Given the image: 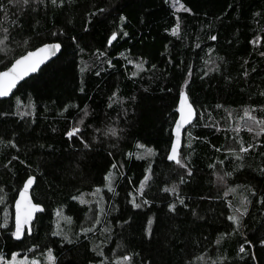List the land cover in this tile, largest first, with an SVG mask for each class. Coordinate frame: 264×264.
Returning <instances> with one entry per match:
<instances>
[{"label":"trees","instance_id":"16d2710c","mask_svg":"<svg viewBox=\"0 0 264 264\" xmlns=\"http://www.w3.org/2000/svg\"><path fill=\"white\" fill-rule=\"evenodd\" d=\"M0 3L8 7L7 21L0 10V27L10 36L0 71L41 44L62 43L55 58L0 100V224L8 218V227H0V255L51 264V249L54 264H100L104 257L116 264L126 255V264H264V133L249 132L239 119L245 108L264 117V0H30L23 12ZM182 90L197 109L179 154L191 174L167 158ZM85 105L87 148L65 135ZM110 125L118 136L95 131ZM241 142L254 145L242 159L227 151L239 152ZM149 148L153 154L146 155ZM109 171L115 191L106 187ZM31 175L33 199L44 210L31 234L15 239L14 202ZM174 185L176 192L164 190ZM81 193L92 203L73 199ZM57 209L72 218L59 229ZM233 214L239 227L228 219Z\"/></svg>","mask_w":264,"mask_h":264},{"label":"snow or ice","instance_id":"6c2138e0","mask_svg":"<svg viewBox=\"0 0 264 264\" xmlns=\"http://www.w3.org/2000/svg\"><path fill=\"white\" fill-rule=\"evenodd\" d=\"M52 3H57V0H52ZM60 3H63V0H60ZM30 4V0H8V5H15L16 9L18 12H23L24 7ZM176 5L174 4V7ZM183 4H179V8H183ZM0 10L4 11V17L3 19L7 21L8 19V7L0 3ZM98 11H104V9H99ZM190 11V9H188ZM126 19L123 15L120 16L121 22H123ZM17 21L13 20L12 23L15 24ZM180 30V25H179V19L177 18V23L172 29L173 34H177ZM0 51H5L7 49V44L6 41L10 39L9 36V29L7 27H0ZM55 35V33L53 34ZM123 35H127V33H123ZM117 38V32H112L111 37L109 39V44L112 43L113 40ZM211 39H216L215 36L210 37ZM260 42V37H255L253 40V43H259ZM25 44L27 43V40L24 42ZM62 45L58 42L54 43H44L41 47L35 48L34 50H29L26 51L24 55L19 56L10 64V66H7L3 71H0V98L8 96L12 89L17 86V83L23 79V77L27 76L31 72H35L37 68L39 67L40 64H42L46 59L49 58L50 55H54L56 51L60 50ZM99 51V50H98ZM211 51V50H210ZM100 55H103V53H100ZM119 55L124 56L125 53L121 52ZM264 55V53H262ZM111 64V61L108 62ZM129 63H134L133 61H129ZM209 63H213L212 61H209ZM135 67L137 69H143L144 64L143 61L136 63ZM155 67V66H153ZM81 71L83 72L84 69L82 68ZM137 72H133L132 75L135 76L137 75ZM207 74V73H205ZM247 75V73H245ZM187 83V81H185ZM81 91L83 89L81 88ZM116 93H113V96H115ZM16 105L17 108L19 109L23 105V101L17 97L16 98ZM28 107H33L31 102L29 103ZM67 107V106H66ZM111 107V104L109 105ZM179 119L176 120L175 122V127H174V133H175V139L173 140L171 144V151L168 155V159L170 161H174L177 165H181L183 168L187 169L188 173L191 174V169L187 167V164L184 163V161L180 158L179 152H178V145L180 144L181 141V130L182 127L186 124H188L193 115H194V109L190 103L187 102L186 98V93L182 90L180 94V101H179ZM22 114V113H21ZM89 115L87 111V105H85V109L83 110V115L80 117L78 121L75 122L74 126H72L66 133L65 135L69 137L70 139L73 138L74 136H77L80 138L81 141H83V136L81 135V126L84 124V118ZM228 116L231 117L232 113L229 112ZM247 118V119H245ZM242 121H245L244 127L247 128L249 132L254 131L255 129H258L257 135H260L261 133H264V117L257 118V116L252 114V111L249 110L248 108L244 109L243 116L239 118ZM241 125L237 123L235 131L239 132ZM97 133H101L103 136H113L116 137L119 135L117 127L114 125L107 126L105 129H100L97 128L95 129ZM93 139H97V137H93ZM84 142V147H90V145L86 142ZM15 145L14 141L10 142ZM139 147H144L143 145H138ZM254 147V145L249 144L247 147L243 146V142H241V147L239 149V152H237L235 149H227V151L232 154L236 155L238 158L242 159L243 157L240 155L241 153H246L249 148ZM146 155H151L153 154V150L151 148L147 149V152L145 153ZM129 155H132V153H129ZM137 158H142L139 154L137 155ZM221 164H223V161H220ZM241 167L243 165H240ZM113 168L116 167L115 164L112 165ZM209 167H214V165H209ZM150 172V166L149 170ZM225 175L231 176L232 173L228 172ZM217 176L220 181L224 180V176H220L217 173ZM33 176H28L27 180L23 184V189L20 191V199L16 201V213H15V227L14 231H12V236L20 239L21 237L24 236L25 234V228L26 226L28 227V231H31L30 227V221L32 220L33 216V211L34 210H42V206L39 204H33L30 198L27 195L28 189L31 186V184L34 181ZM114 179V173L112 171H109L106 175V180L108 181L106 187L108 188L109 191H115V189L112 187V180ZM149 175H145L144 179L140 181L138 193L143 195L144 188H145V183L148 181ZM181 182H183L181 180ZM167 192H176V186L174 185L171 188H165L164 189ZM230 191H234V189H230ZM0 192H3V188L0 187ZM101 192V189L97 187L94 192L92 193L93 196L98 195ZM84 193H81L77 197H73V199L79 200L81 204H91L92 202L90 200H87L84 198ZM102 199V197H101ZM246 199V198H245ZM4 202V196H0V203ZM179 202L181 204H184V200L181 197L179 199ZM99 203V201H98ZM144 204L150 203L148 200L143 201ZM133 207L135 208H140L142 205L136 203L135 198H133L132 201ZM187 207V205H184ZM175 203H171L168 205V208L172 211L175 210ZM103 211V208L101 207V212ZM237 212H244L246 211L245 209H237ZM195 214V213H194ZM56 216L58 219L56 220V225L57 228H60V221L64 220L68 223H71L72 218L70 216L63 215L62 209H57L56 210ZM229 220H232L237 227L240 226V216L237 214L230 215L228 217ZM98 222V221H97ZM152 220H148V224L151 225ZM0 227L7 228L8 227V218H7V213L5 214V219L2 224H0ZM81 231H90V229H81ZM151 232V229H149V233ZM63 233L60 231H56L53 233V235H62ZM64 235V239L68 240V236L66 234ZM71 242V241H69ZM261 243H264V240L261 241ZM35 247V245H33ZM96 246H94L95 248ZM240 251H244V246H240ZM99 255L103 256V251L99 252ZM18 253L13 252L11 254V259L6 261V264H40V261L38 259L32 258L29 259L28 256H24L21 259H18ZM47 259L48 261L51 262V264H54L55 262V256L52 254L51 249H47ZM131 259L130 256H120L116 258V264H126L127 261ZM108 260V257H104L103 260L100 261V264H105V261ZM0 261H5V257L3 255H0Z\"/></svg>","mask_w":264,"mask_h":264},{"label":"water","instance_id":"95a60500","mask_svg":"<svg viewBox=\"0 0 264 264\" xmlns=\"http://www.w3.org/2000/svg\"><path fill=\"white\" fill-rule=\"evenodd\" d=\"M115 40H116V39H115ZM115 40H113V41H115ZM113 41H112V42H113ZM54 42H58V43H60V44L62 45V43L59 42V41H54ZM54 42H48V43H54ZM42 45H43V44L37 46L36 48L41 47ZM34 49H35V48H34ZM34 49H31V50H34ZM61 49H62V47H61ZM61 49L58 50V51H56L54 55H50L48 59H46L42 64L39 65V67L37 68V70H36L35 72H31V73H29L27 76L23 77V79L20 80V81L17 83V86H18L21 82H23V80H25L27 77H29V76H31V75L37 73L41 67H43L46 63L50 62L53 58H55V57L61 52ZM25 53H26V52H25ZM25 53H23L22 55H24ZM20 56H21V55H20ZM18 57H19V56H18ZM18 57H17V58H18ZM13 62H14V61H13ZM9 66H10V65H9ZM3 70H4V69H3ZM3 70H1V71H3ZM17 86H16L15 88L12 89L11 93H10L8 96H6V97H2V98H0V100H1V99H5V98L10 97V96L13 94L14 90L17 88ZM185 93H186V92H185ZM186 98H187V102L190 103V104L192 105L193 109H194V115H193L191 121H190L188 124H186V125H184V126L182 127V130H181V141H180V144L178 145V152H179V154H180V150H181L182 145H183V140H184V134H185V131H186L187 128H188V127H189V126L195 121V119H196V117H197V109L195 108L194 104H193L192 101L190 100V97H189V95H188L187 93H186ZM179 101H180V98H179ZM179 116H180V113H179V104H178V116H177L176 120L179 119ZM176 120H175V122H176ZM175 122H174V125H173V139H172V142H173V140L175 139V133H174ZM170 151H171V147H170ZM170 151H169V153H170ZM31 176H33L35 179H34L33 183L31 184V186L29 187L28 192H27V195H28V197L30 198V200L32 201L33 204H39V205H41V206H42V210H39V209H38V210H34V211H33L32 220L30 221L31 231H30V232L28 231L30 234H31V232H32V223H33V221L36 219L37 214H38L39 212H41V211L44 210V206H43L42 204H40V203L35 202V200L33 199V196H32V188H33V186H34V184H35L36 176H34V175H31ZM26 180H27V178H26ZM26 180H25V181H26ZM25 181H24V182H25ZM22 189H23V186H22V188L20 189V191H21ZM20 191H19L18 196H17V198H16V200H15V202H14V227H15L16 201H17L18 199H20ZM27 230H28V227L26 226V228H25V233H26ZM13 231H14V230H13ZM24 235H25V234H24ZM23 237H24V236H23ZM23 237H21L20 239H22ZM14 238H15V237H14ZM15 239H17V238H15Z\"/></svg>","mask_w":264,"mask_h":264},{"label":"rangeland","instance_id":"374dc122","mask_svg":"<svg viewBox=\"0 0 264 264\" xmlns=\"http://www.w3.org/2000/svg\"><path fill=\"white\" fill-rule=\"evenodd\" d=\"M18 259H21L22 257H19V255H18V257H17ZM30 259V258H29ZM6 259H5V261H0V264H6Z\"/></svg>","mask_w":264,"mask_h":264}]
</instances>
